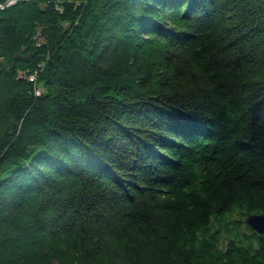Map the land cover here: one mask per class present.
Returning <instances> with one entry per match:
<instances>
[{"label":"trees","instance_id":"1","mask_svg":"<svg viewBox=\"0 0 264 264\" xmlns=\"http://www.w3.org/2000/svg\"><path fill=\"white\" fill-rule=\"evenodd\" d=\"M0 125V264H264V0L16 1Z\"/></svg>","mask_w":264,"mask_h":264},{"label":"water","instance_id":"2","mask_svg":"<svg viewBox=\"0 0 264 264\" xmlns=\"http://www.w3.org/2000/svg\"><path fill=\"white\" fill-rule=\"evenodd\" d=\"M16 1L20 0H8L4 5L0 6V9H4L10 6ZM244 222L250 230H252L256 234L264 236V214H249L248 216H246Z\"/></svg>","mask_w":264,"mask_h":264},{"label":"built area","instance_id":"3","mask_svg":"<svg viewBox=\"0 0 264 264\" xmlns=\"http://www.w3.org/2000/svg\"><path fill=\"white\" fill-rule=\"evenodd\" d=\"M20 75L23 76L22 73ZM36 78L37 77H36L35 74L29 75L27 77L28 81L31 82V83H35L36 82ZM35 92H36V94H40V90L38 88L35 89Z\"/></svg>","mask_w":264,"mask_h":264},{"label":"rangeland","instance_id":"4","mask_svg":"<svg viewBox=\"0 0 264 264\" xmlns=\"http://www.w3.org/2000/svg\"><path fill=\"white\" fill-rule=\"evenodd\" d=\"M18 75L20 76V74L18 73ZM1 130H3V128H2V126L0 125V132H1Z\"/></svg>","mask_w":264,"mask_h":264}]
</instances>
